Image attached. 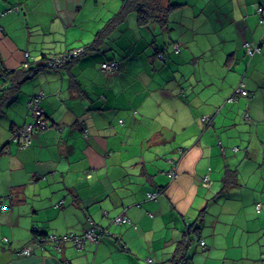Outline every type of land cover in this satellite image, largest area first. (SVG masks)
Wrapping results in <instances>:
<instances>
[{"label": "crops", "instance_id": "1", "mask_svg": "<svg viewBox=\"0 0 264 264\" xmlns=\"http://www.w3.org/2000/svg\"><path fill=\"white\" fill-rule=\"evenodd\" d=\"M109 1L0 0V264H264V0H202L207 24L189 34L170 27L176 6L145 27L133 12L113 23L120 2ZM76 47L86 52L59 70L43 66ZM110 60L117 73L100 69ZM38 93L48 128L20 149L11 132L33 120L26 103ZM123 211L130 222L114 223ZM91 226L109 232L97 245L17 254L33 247V228Z\"/></svg>", "mask_w": 264, "mask_h": 264}, {"label": "built area", "instance_id": "2", "mask_svg": "<svg viewBox=\"0 0 264 264\" xmlns=\"http://www.w3.org/2000/svg\"><path fill=\"white\" fill-rule=\"evenodd\" d=\"M17 10L18 8L14 7L8 11L16 12ZM256 10L257 12L262 11L260 7H257ZM243 47L245 48L246 54L249 55L250 57L253 56L254 53L259 51V47L257 45L252 46L247 42L244 43ZM175 50L178 51V47H175ZM84 52H85V47H76V48L64 50L63 52L58 54L47 55L43 59V66L51 70H59L64 65L74 61L79 56L84 54ZM24 57L26 58V61L23 63V68L27 70L30 68V64L28 63V58L30 57L29 53L25 52ZM100 69L106 74H113L118 70V64L116 62H105L100 65ZM234 93L235 95L238 96H247V91L244 88L243 84H239L235 88ZM42 96H43L42 93L33 95L28 99L26 103L27 112L33 119L32 122L31 123L25 122L19 128L13 129V131L11 132L10 141L15 143L17 147L20 149L26 148L30 145L31 139L37 131L47 129L44 110L40 105ZM167 175L171 179H174L176 177L174 170L168 172ZM202 186L205 188L210 187V180L208 178V175L203 176ZM157 195L158 192H153V193H147L146 196L148 199H155ZM260 208H261V204L257 203L255 205L256 212H259ZM113 222L116 224L129 223V219L126 217V215H124V211H123L122 213H120L119 215L113 218ZM33 230L35 229L33 228L32 231ZM108 234L109 232L107 229L96 226L89 227L84 231V233L80 235H76L72 233H65L62 235L46 234L35 237L33 247L27 246L21 248L17 251V254L22 256H29L33 248L42 249L43 245L45 244H50L53 246V248L59 249L61 245L65 243H70L74 249L80 250L84 247L86 243L97 245L101 241V239L104 236H107ZM3 241L6 242V239H3ZM200 244L203 245L204 243L201 241ZM146 261L148 264H154L152 260L149 258H147Z\"/></svg>", "mask_w": 264, "mask_h": 264}, {"label": "rangeland", "instance_id": "3", "mask_svg": "<svg viewBox=\"0 0 264 264\" xmlns=\"http://www.w3.org/2000/svg\"><path fill=\"white\" fill-rule=\"evenodd\" d=\"M111 1V0H110ZM109 1V2H110ZM116 1H118V0H116ZM164 2L166 1V0H163ZM205 1V0H204ZM109 4V3H108ZM170 4H174L175 6H176V9H175V11L172 13V16H170V23H171V26L170 27H172V28H174V30L176 31V32H178V30H182V31H184V32H186V34H189V33H191V32H193V31H196V32H203L204 30L202 29V27L203 26H206V22H207V17H209V14L211 13V10H212V8L210 7V6H208V7H206V4H205V8L204 9H202V5H203V1L202 0H170ZM192 8H196L198 11H197V14H196V16H195V19L197 20L196 21V24L194 25V24H192L191 22H189V21H185L186 19H188V18H190L191 16H189V15H191V12H190V10L192 9ZM188 10V11H187ZM181 11H182V13H181ZM175 15V16H174ZM175 20H177V21H179L180 20V23H177L176 25H175ZM203 20H206V22H202ZM159 27V26H158ZM167 34L168 33H166V34H164L165 35V37H166V39L168 38V36H167ZM178 38V37H177ZM177 38H175L174 36H173V39H177ZM146 44H149V46L151 47V39L150 38H148L147 39V41L143 44V47H145V45ZM170 45V44H169ZM163 48V47H162ZM165 49H167V48H165ZM164 49V50H165ZM150 50H152L153 51V47H151L150 48ZM196 54V53H195ZM187 66L186 67H184L183 68V73H184V78L188 81L189 79H191V76H193V72H192V70H193V67L195 66V65H197V62L196 61H194V60H190V59H188L187 60ZM200 73V72H199ZM198 73V75H201V74H204V75H206L207 73L209 74V72H202V73H200L199 74ZM207 86H208V84H207ZM186 86L184 85V88H185ZM200 87L201 86H199L198 88H197V90L198 89H200ZM186 89V88H185ZM187 90H190V89H188L187 88ZM2 117H3V113H2V115H1ZM32 121V120H31ZM30 121V122H31ZM3 133H4V130L3 129H0V137H2L3 136ZM217 153H219V151L217 150ZM220 154V153H219ZM209 172V171H208ZM247 186H251V185H243V187L242 188H240V189H238L237 190V192H239V193H244V192H248V188H247ZM216 187V186H215ZM215 187H214V189L212 190V192L211 193H214L213 194V196L212 197H215L216 196V193H217V190L218 189H215ZM262 190V188L261 187H257V189H256V192L258 191H261ZM229 195H231V193L230 194H228V193H223V194H221L220 196H219V199L221 200V201H223V200H225L226 199V197H228ZM188 231V230H187Z\"/></svg>", "mask_w": 264, "mask_h": 264}, {"label": "trees", "instance_id": "4", "mask_svg": "<svg viewBox=\"0 0 264 264\" xmlns=\"http://www.w3.org/2000/svg\"><path fill=\"white\" fill-rule=\"evenodd\" d=\"M119 2H120V10H119V12H117L115 14V21L113 23H117V22L121 21L122 19H125L126 15H128L130 12H133L137 18L138 25L139 26H145V27L148 26V24H150V23H156L159 26H164L167 23L168 14L175 7L174 4L173 5L170 4L169 0H166L165 2L163 0H119ZM175 47H178V46H175ZM175 47H174V51H175V53H178L179 49H178V51H176ZM244 50H245V48H244ZM85 52H86V47H85ZM155 56L157 58L160 56L159 58L161 60H163V58H164L163 57L164 55L162 52H156ZM105 62H116L118 64V70L115 73H117L119 71L120 65L117 61L110 60V61H105ZM105 62H103V63H105ZM23 70H25V69L23 68ZM33 71L34 70L29 68L25 72L28 75V73H32ZM248 95H249V93L247 91V96ZM45 122H46V117H45ZM29 123H31V122H29ZM46 125H47V123H46ZM19 127H17V128H19ZM47 128H48V125H47ZM41 131H44V130H41ZM41 131H37V132H41ZM224 179L226 180L227 176ZM129 222H130V220H129ZM196 230H197V228H196ZM32 232L35 234L34 237L46 235V234L38 233L36 231V229L33 230ZM178 249L182 250L183 248H181V246L179 245ZM182 262H184V261L183 260L178 261V263H182Z\"/></svg>", "mask_w": 264, "mask_h": 264}]
</instances>
